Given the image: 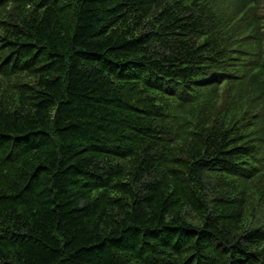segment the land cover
Masks as SVG:
<instances>
[{
	"label": "trees",
	"instance_id": "16d2710c",
	"mask_svg": "<svg viewBox=\"0 0 264 264\" xmlns=\"http://www.w3.org/2000/svg\"><path fill=\"white\" fill-rule=\"evenodd\" d=\"M0 264H264V0H0Z\"/></svg>",
	"mask_w": 264,
	"mask_h": 264
}]
</instances>
